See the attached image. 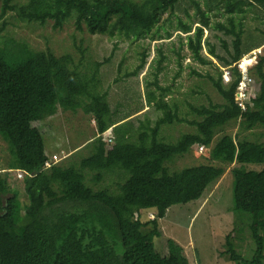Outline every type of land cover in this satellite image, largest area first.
Returning <instances> with one entry per match:
<instances>
[{
	"label": "trees",
	"instance_id": "trees-1",
	"mask_svg": "<svg viewBox=\"0 0 264 264\" xmlns=\"http://www.w3.org/2000/svg\"><path fill=\"white\" fill-rule=\"evenodd\" d=\"M206 1L208 5L212 0ZM218 1L229 15L244 13L250 4L264 6V0ZM179 2L1 0L0 17L15 11L28 23L44 25L51 21L54 29L74 19L77 30L85 29L91 35L141 39L157 32L165 14L173 12ZM195 2L201 25L193 34L190 26L180 23V27L187 34L191 58L213 66L201 53L209 18ZM220 27L234 37L229 60L209 49V55L223 66L264 44L241 48L242 26L236 29L232 20L230 28ZM158 52L153 84L163 94L156 96L150 91L146 100L163 115L153 122L146 117L134 129L129 121L118 124L107 95L98 93L93 84L94 75L72 68L68 55L57 57L50 51L11 41L0 45V134L12 155L9 166L0 167V264H191L183 247L173 239H167L164 254L157 251L154 241L161 236L160 222L170 207L199 200L228 165H233V209L237 219L246 223L255 251L252 258L244 259L227 235L225 255L234 264H264V144L228 134L213 144L215 136L231 121L240 120L242 130L264 128V57L257 66L260 90L246 111L234 101L237 72L225 84L217 70L215 76L208 74L207 78L222 103L201 107L187 103L189 113L199 117L195 120L187 119L188 113L180 114L177 104L171 107L164 101L167 89L160 87L157 76L165 56ZM59 109L91 115L97 145L95 153L79 163H56L45 169L49 156L43 134L33 123L55 116ZM175 123L194 130L168 144L160 130ZM197 144L211 148L209 163L169 170L168 162ZM10 170L25 173L21 179L24 200L12 187L17 178ZM108 175L116 180L101 184ZM87 176L93 185H101L96 189L87 182ZM149 212L152 217L144 220L142 214Z\"/></svg>",
	"mask_w": 264,
	"mask_h": 264
},
{
	"label": "rangeland",
	"instance_id": "rangeland-1",
	"mask_svg": "<svg viewBox=\"0 0 264 264\" xmlns=\"http://www.w3.org/2000/svg\"><path fill=\"white\" fill-rule=\"evenodd\" d=\"M194 1H197L195 3L200 5L209 18V27L204 30L201 53L212 61L213 66L201 65L191 58L187 34L180 27V23L190 26L193 34L195 28L201 25ZM206 2L180 0L173 12L165 14L157 32L141 39H126L119 35H91L85 29L77 30L74 19L67 21L61 29H54L51 21L44 25L28 23L12 11L0 17V45L11 41L25 44L33 50L50 51L57 57L68 55L73 62L72 68H76L80 74L94 75L93 84L98 93L101 91L107 95L116 121L126 120L144 111L146 114L134 119H143L147 115L153 122L163 115L162 111L149 105L146 100L150 91L156 96L163 94L153 84L160 57L158 51H161L165 60L157 80L160 87L167 89L164 101L171 107L177 104L180 114L185 116L188 113L187 119L196 120L199 117L195 113H189L187 103L194 107L222 103V98L207 78L208 74L215 76L217 70L221 71L223 67L222 61L209 55L210 48H214L216 55L228 60L234 52V37L220 26L230 28L232 20L236 29L242 26L241 48L254 47L264 42V6L250 4L246 6L244 13L229 15L218 0L210 1L208 5ZM143 61L144 67L133 75ZM260 84L261 81L257 79L256 94L260 90ZM92 88L96 93L95 88ZM77 112L79 114L59 109L55 116L33 123L43 134L46 153L50 157L57 155L58 160L60 159L57 164L65 165L71 161L79 163L95 153L96 124L91 115H83L81 110ZM193 130L187 124L175 123L162 126L160 136L166 143L174 144L182 133ZM223 134L233 137L239 135L264 144V128L242 130L240 120L225 125L222 132L215 136L213 144ZM80 145H83L82 148ZM210 149L205 147L200 153L194 145L187 154L176 156L168 162V168L173 172L209 163ZM11 158L9 144L0 134V167H8ZM232 167L233 165H228L222 177L199 200L170 207L160 222L161 236L154 241L158 252H166L165 244L170 238L183 247L191 264H234L225 255L226 237L229 235L235 249L244 259L253 257L255 245L248 227L245 222L237 219L233 209ZM10 171L12 175L15 174V170ZM21 179L12 181V187L19 191L20 198L24 200ZM115 180V176L108 175L101 184ZM87 182L96 189L101 185H93L90 176H87ZM114 188V185L111 186V189ZM142 217L146 220L152 217V213H143Z\"/></svg>",
	"mask_w": 264,
	"mask_h": 264
},
{
	"label": "built area",
	"instance_id": "built-area-1",
	"mask_svg": "<svg viewBox=\"0 0 264 264\" xmlns=\"http://www.w3.org/2000/svg\"><path fill=\"white\" fill-rule=\"evenodd\" d=\"M262 57H264V44L244 53L238 61L231 65L221 67L222 78L225 84L233 80L234 71L238 74L234 101L242 112L247 110L248 103L256 96L257 66ZM108 141L110 142L111 139L109 138ZM196 146L200 153L205 150L204 145L197 144ZM59 160L57 155L49 156L44 163V168H50L52 165L58 163ZM14 172L17 178H22L25 175L22 170H15Z\"/></svg>",
	"mask_w": 264,
	"mask_h": 264
},
{
	"label": "crops",
	"instance_id": "crops-1",
	"mask_svg": "<svg viewBox=\"0 0 264 264\" xmlns=\"http://www.w3.org/2000/svg\"><path fill=\"white\" fill-rule=\"evenodd\" d=\"M146 111H144L143 113H145ZM143 113H139L138 112V114L136 113V115L134 114V116H130L128 119H126V120H122V121H119L118 122V124H120V123H122V122H125V121H129V122H131V124L134 126V127H136V128H138L139 127V125H140V123H141V121H143L146 117H147V119H150L147 115H146V117H144L143 119L142 118H140V119H134L136 116H140L141 114H143ZM79 114V113H78ZM146 114V113H145ZM135 121H134V120ZM151 120V119H150ZM136 124V125H134V124ZM117 125V124H116ZM81 146H83V145H80V147ZM79 148V147H78ZM82 148V147H81ZM49 156V155H48Z\"/></svg>",
	"mask_w": 264,
	"mask_h": 264
}]
</instances>
